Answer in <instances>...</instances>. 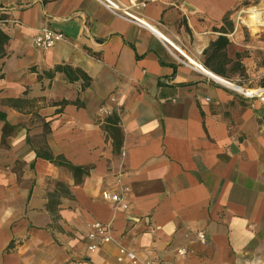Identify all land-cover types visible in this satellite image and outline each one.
<instances>
[{
	"label": "crops",
	"instance_id": "crops-1",
	"mask_svg": "<svg viewBox=\"0 0 264 264\" xmlns=\"http://www.w3.org/2000/svg\"><path fill=\"white\" fill-rule=\"evenodd\" d=\"M239 4L158 0L144 26L100 0H0V264H264V99L212 75L237 84ZM46 27L66 37L38 49ZM125 187L127 210L103 198ZM95 221L114 241L90 252Z\"/></svg>",
	"mask_w": 264,
	"mask_h": 264
},
{
	"label": "built area",
	"instance_id": "built-area-1",
	"mask_svg": "<svg viewBox=\"0 0 264 264\" xmlns=\"http://www.w3.org/2000/svg\"><path fill=\"white\" fill-rule=\"evenodd\" d=\"M100 1L104 2L112 11L121 12L123 15L132 19L136 23L148 26V23L144 19L137 16L136 11L147 4L156 2L158 0H127L126 4L114 2L113 0ZM65 37L66 35L62 31L46 27L41 29V31L36 36L34 43L38 49L47 50L55 47L59 42L65 39ZM251 95L255 96L257 93L255 92ZM262 98L264 99V96H262ZM128 191V187H125L122 192L118 193L104 191L103 198L108 201L118 203L123 209L127 210L129 208V203L127 200ZM198 236L202 243H207L208 238L205 232L200 231ZM87 240L88 250L90 252H95L101 245L114 241L113 226L109 223H104L101 221L93 222L91 224V230L88 233ZM118 251V261L120 262L128 260L133 263H139L141 261L138 253L125 245L120 244ZM178 252L183 256L188 254V250L185 248L178 249ZM145 261L148 262V264H161L157 258L147 257Z\"/></svg>",
	"mask_w": 264,
	"mask_h": 264
},
{
	"label": "rangeland",
	"instance_id": "rangeland-1",
	"mask_svg": "<svg viewBox=\"0 0 264 264\" xmlns=\"http://www.w3.org/2000/svg\"><path fill=\"white\" fill-rule=\"evenodd\" d=\"M260 8L264 17V0H240L233 14L237 26L235 45L240 52L233 64L228 65V75L247 89L264 96V23L252 25L248 11ZM243 17V18H242Z\"/></svg>",
	"mask_w": 264,
	"mask_h": 264
},
{
	"label": "trees",
	"instance_id": "trees-1",
	"mask_svg": "<svg viewBox=\"0 0 264 264\" xmlns=\"http://www.w3.org/2000/svg\"><path fill=\"white\" fill-rule=\"evenodd\" d=\"M226 22H228L230 25H233V23L231 21H228V18H226ZM224 32H226V31H224ZM8 41H9V36L0 28V57H3L7 54L6 44L8 43ZM228 43H229V39L226 36L221 35L216 41L211 43L210 47L205 50V53L212 51V53L215 54L217 52V50L225 47ZM238 55H239V53H237V56ZM217 65L218 66L216 68L214 67V71H216L219 74L224 73V71L221 70L220 67L225 66V63L220 62ZM56 69L64 71L71 80H78L79 78H82L84 80V86L89 85L90 77L81 68H74L70 65H65V66L59 65L56 67ZM5 118H6V114L0 111V119H5ZM49 159H51L52 161H54L57 164L66 165V166L70 167L74 171V174L76 176V181H78V182L81 181L82 174L87 173L89 171V169L87 167L74 166V165L68 163L67 161L64 160L63 157L54 158V157L50 156Z\"/></svg>",
	"mask_w": 264,
	"mask_h": 264
},
{
	"label": "bare ground",
	"instance_id": "bare-ground-1",
	"mask_svg": "<svg viewBox=\"0 0 264 264\" xmlns=\"http://www.w3.org/2000/svg\"><path fill=\"white\" fill-rule=\"evenodd\" d=\"M243 18V17H242ZM248 21L252 24V25H260L262 23H264V17L262 16L261 14V9L260 8H252L248 11ZM214 78L218 79L219 81L239 90V91H242L244 93H247V94H252V93H255L254 90L252 89H247V88H243V87H240L239 85L237 84H233L223 78H221L220 76L218 75H215V74H212Z\"/></svg>",
	"mask_w": 264,
	"mask_h": 264
}]
</instances>
